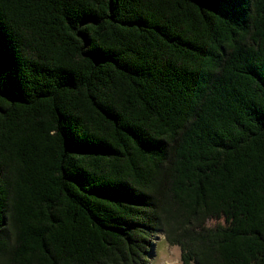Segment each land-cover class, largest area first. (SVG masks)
I'll return each instance as SVG.
<instances>
[{
    "label": "trees",
    "instance_id": "obj_1",
    "mask_svg": "<svg viewBox=\"0 0 264 264\" xmlns=\"http://www.w3.org/2000/svg\"><path fill=\"white\" fill-rule=\"evenodd\" d=\"M157 234L264 264V0H0V264Z\"/></svg>",
    "mask_w": 264,
    "mask_h": 264
},
{
    "label": "rangeland",
    "instance_id": "obj_2",
    "mask_svg": "<svg viewBox=\"0 0 264 264\" xmlns=\"http://www.w3.org/2000/svg\"><path fill=\"white\" fill-rule=\"evenodd\" d=\"M208 224L214 226L216 222L210 221ZM149 245L147 261L144 264H182L180 248L170 244L164 235L157 234L149 240Z\"/></svg>",
    "mask_w": 264,
    "mask_h": 264
}]
</instances>
